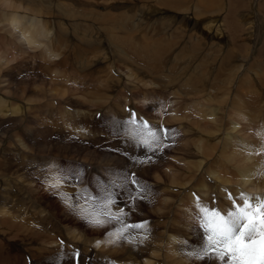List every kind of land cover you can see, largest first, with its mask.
Here are the masks:
<instances>
[{
    "label": "rangeland",
    "instance_id": "374dc122",
    "mask_svg": "<svg viewBox=\"0 0 264 264\" xmlns=\"http://www.w3.org/2000/svg\"><path fill=\"white\" fill-rule=\"evenodd\" d=\"M41 1L46 2L45 4L49 3L55 11L53 10V14L41 12L40 16L43 18L38 20L44 21L49 27L52 24L51 29L56 27L58 30L59 27H64L66 36L63 40H59L58 51L51 55L46 52L49 47L44 46L45 43L48 44V42H44L46 37L37 43H31V45L25 41L26 47L23 56L12 60L6 56L3 50V42H7V32L10 31L9 24L4 21V17L12 12H17L14 15L24 16L26 24L30 25L32 13L24 9L10 8V3L12 4L13 0H8V2L0 0V45L2 44V48L0 47L2 49L0 51V75L2 76L4 73L11 75L9 85L12 87V94L8 99L6 97L10 90L5 89L8 84H4V78L0 79V107L6 110L10 104L13 106L15 103L20 109H23V112L15 111V114L0 112V119L9 121L22 118L25 123L31 122V128H35V121H39V127L44 129H52L54 124L60 123L59 125L62 124L65 129V136L62 140L53 137V144L35 147L33 154L20 139L12 140V135V138L4 136L3 142H0V157H2L0 158V264H27L21 254L15 255L23 251L29 253L32 264H49V261L58 253L63 254V263L70 264L72 261V264H76L73 253L77 251L80 256L76 259L80 260L81 264H97L94 259L99 264H144L145 258H141L140 254L142 247L152 244V236H157L158 240L163 242L159 247L165 252L171 251L167 244H164V242L167 243L166 238L170 236L183 237L190 243H194L195 247L198 244L200 245L197 247L206 245L207 235L203 228H199L198 236H194L192 233L191 236L188 235L189 233L182 236L177 231H171L167 237L163 234L165 226L169 222L168 218H172L169 222L170 226H174L175 229L184 228L183 222L187 216L186 207L188 203V207L192 204L191 200H184L185 187L181 186V181L178 183L176 178L178 179L180 175L182 178L186 172L183 166L193 158H187L186 151L177 154L178 146L179 144H188L187 147L192 148V153L198 155L197 160L201 153L210 149L209 155L216 163L220 161L219 158H222L220 153L222 149L219 146L216 148V145L219 142L220 144L225 142L223 141L224 137H220L222 134L220 131L225 129L221 128L226 122L230 120L239 122V130L247 136L245 139H249L246 141L251 140L252 143L251 137L253 139L258 137L259 127L264 126V110H262L264 109V63L262 64V61L264 62V0ZM59 3H64L65 6L71 8H79L88 17L83 18L81 14L71 19L67 16L70 14H65L66 12L61 16L59 10L56 9V5ZM89 18L95 22L100 21L101 26L109 28H112V25L124 24L133 27L136 31L149 30L151 36L152 32L154 35H166L171 39L184 41L181 44H188L189 42L186 40L194 41V39H202L204 44L201 50L197 54L195 53L196 55L190 54L189 47H185L189 54L178 56L177 64H172L174 55L177 54L176 49L182 47L181 44H178L174 51L168 53L169 56L158 59L160 63H163V66L162 63L158 66L159 68L149 66L148 69L152 70V74H146L143 66L132 64L131 59L127 62L126 54H116V48L107 36H103L99 32L90 34L87 28L78 26V24L98 25L97 22V24L91 23ZM220 18L225 19V26L220 28L216 32V38L212 39L213 35L209 33L208 26L215 29ZM73 23L79 29L88 31L90 35L80 33L83 39L85 38L81 41L77 37V33L74 36L71 30V27H74ZM56 32V30H50L47 37L55 39ZM10 35L19 36V32H12ZM76 39L81 42L78 40L77 43ZM210 39L216 41L217 46L211 45L212 41L208 44ZM86 40L87 44L85 45ZM42 43L43 45L39 47V44ZM88 46L91 47L88 48ZM85 50L87 51L85 52ZM76 53L79 55L77 56ZM85 55L88 57L86 58ZM186 56L188 61L183 62L186 60ZM72 57L74 59L81 58L79 59L81 62L77 59L74 61ZM66 58H71L69 63L73 60L72 64L74 62L80 64L63 65L59 63ZM85 62L88 66L85 65ZM138 62L136 61V63ZM175 65H177L176 68L173 67ZM77 66L78 68L81 66V69L78 70ZM190 67L193 77L191 83L183 88L181 84L178 85L171 74L181 78ZM131 72L134 74L133 78L129 77ZM111 76L112 78L116 76L115 79H117L119 87H112L114 84H112ZM208 82H214L217 87H210L211 85H207ZM245 82L246 93L248 91L256 98L262 117L258 112L255 113L254 108H250L253 111L250 112L247 107L241 114L231 104L225 106V99L229 98L221 95L222 92L226 93L227 88H230L232 84L235 86L232 85L231 88L234 89H230L231 93L245 92V89H242ZM250 82L251 84H248ZM121 91L123 92L121 93ZM55 92L60 95L65 93L64 98L63 96L61 100L59 98L60 103L54 98L41 100ZM40 94L43 95L40 96ZM131 94L134 96L132 97ZM214 95L219 96L221 100L219 99V103L210 104L208 99L211 96L216 98L217 96L214 97ZM66 100H71L74 103L78 101L83 105L81 107L76 106L78 104L67 106ZM201 101L205 102V108L219 109L217 115L221 121L217 130L220 133L217 132L213 135L208 130L200 129V131L196 124L188 122V118L185 117V119L182 116V113L189 115L190 111L194 116L193 111L197 110L196 105ZM129 102L134 103L129 105H132L135 111L139 112L140 110L143 119L147 118L149 119L147 121H151L150 126L160 129L163 124L169 130L167 134L169 141L163 140V146L158 148L155 153L148 152L142 144L137 146V140L129 135V130L139 126L140 121L143 120L141 117L136 116V125H129L128 130L125 131L118 123L130 118V115H125V107ZM75 111H79L81 115L75 117L73 121L68 119L67 116H70L71 113L74 114ZM171 111L174 112L169 113ZM107 113L109 116L106 118L113 120L105 123L99 122L101 116L103 114L107 116ZM81 117L87 120L86 124L75 122ZM201 119L208 125L212 124L205 116H202ZM222 121H224L223 124H221ZM106 123L117 124L118 127L112 131L105 127ZM17 128L16 130L20 134H23L26 129L24 125H17ZM47 132L49 133L48 130ZM27 133L32 135L31 131ZM38 139L42 140L43 136L38 134ZM138 139L147 140V130H141V136ZM255 140L258 143L264 141L262 138ZM7 142H10V145ZM10 150L18 155V161L16 157H13V153H10ZM19 150L25 152V155H22ZM47 150L51 151L49 157L46 154ZM43 157L45 161H42ZM8 158L14 162H7ZM143 160H148V163H139ZM80 162L86 165L84 169L88 173L81 167L83 164ZM78 165L80 170L76 169ZM40 169L44 171H40ZM142 170H144V174L141 175ZM133 172L136 173V179L140 184L145 186H143V191L138 190L137 186L130 182L126 183V178L130 177ZM93 173H96L94 174L96 177ZM174 176L176 178H172ZM97 177L103 181L98 180ZM189 186L188 184L187 187ZM191 186V189L195 187L196 190H188L197 192L198 187ZM199 190L203 189L199 188ZM201 191L198 192L200 197L204 196L202 194L205 190L200 194ZM172 192L173 194L169 197ZM188 193L186 195H189ZM71 195L75 199L74 203L69 198ZM165 195H169L168 199H165L166 202L162 199ZM193 195L197 198L198 194ZM209 195L207 198H203L207 202L205 207L209 213L219 211L222 216L226 217L224 204H220L216 196ZM131 196H136L137 199L132 201ZM158 197L160 198L156 201ZM147 199L153 203L150 204L146 201ZM143 202H146L149 207L153 206L154 202H163L164 217H162L163 212H159L162 211L161 208H139L138 205ZM182 202L185 204L181 205ZM133 203L136 205V211L125 215ZM104 212L111 215H101ZM48 213L51 214L53 221L61 227V230L60 227L57 229L60 233L49 234L40 227V221ZM112 217H119L123 223L116 222ZM88 219L103 220L104 224L103 226L89 225L86 222ZM186 219L188 220V217ZM128 223H130L129 225H145L147 223L145 228L139 229L141 234L135 233L140 234L141 243L133 236L135 229L130 228L132 230H129L126 227ZM121 229L123 232L120 231ZM149 232L150 234L147 235ZM122 235L126 239H121ZM67 240L72 245L79 244L80 248L74 246L70 251L64 247L67 245ZM57 245L59 248H55ZM7 249L12 251L11 255ZM149 260L162 264V260L154 256H151ZM152 262L150 263L152 264ZM168 264L194 263L190 258L182 256L169 258Z\"/></svg>",
    "mask_w": 264,
    "mask_h": 264
},
{
    "label": "bare ground",
    "instance_id": "6f19581e",
    "mask_svg": "<svg viewBox=\"0 0 264 264\" xmlns=\"http://www.w3.org/2000/svg\"><path fill=\"white\" fill-rule=\"evenodd\" d=\"M13 1L14 2L12 4L10 3V8H13V9H16V10L24 9L26 11H30L32 13L31 14V16H32L31 18L32 19H31V24L27 25L26 22H25L24 16L14 15V14H17V12H12L11 14H8L7 16L4 17V21H7L8 24H9V27H10V31L7 32V42L6 43L3 42L4 43L3 44L4 45L3 46V50L5 51L6 56L9 59L16 60L18 58V56H23V54H24V48L26 47L25 41L28 42V45H31V43H37L43 37H46L44 42H48L47 45H46V43L44 44V46H48L49 47V49H46V50H48V51H46L47 54L48 53L50 55L51 54H55L58 51L59 47H60V46L57 47V44H58L59 40H63V38L66 36L64 34L65 28L64 27H59L58 30H57L56 27H55V28L51 29V25L52 24L49 27V25L47 26L46 25L47 23L45 24L44 21L38 20L39 18H43V17L40 16L41 12H44V13H47V14H53V10H54L53 6H50L49 3L45 4L46 2L44 3L41 0H13ZM7 2H8V0H7ZM56 7H57L56 9L59 10V12H60L59 14H61V16H62L63 13L66 12L65 14H67V13L70 14V15H67V16L69 18H71V19H72V17H75L77 15H81V14L83 15V18L88 17L79 8H71L69 6H65L64 3L63 4L59 3L58 5H56ZM247 21H248V19H247ZM75 22H77V21H75ZM90 22L94 23V24L98 23V25H91V26L88 25V26H86V25L78 24V26L79 27L84 26L85 28H87V30L90 32V34H92L93 32H99L103 36H107L109 38L110 42L114 44V46L116 48V50H115L116 54L117 53H119L121 55L126 54V56L128 57L127 62L131 59L130 61H132V64H136L137 66H139V65L143 66L144 71H145L146 74L152 72V70L148 69L149 66H156L157 68H159L158 66H160V64L162 62L160 63L158 61V59L160 57L169 56L168 53L170 51H174L175 47L178 44H181V43L184 42V41L182 42V40L171 39L170 37H168L166 35H154L152 32H151V34H152V36H151L149 30L136 31L133 27H129V26H126L124 24H119L118 26L112 25V28H109L107 26H101L100 25V21H96L97 22L96 23L94 20L90 19ZM247 24H248V22H247ZM73 25H74V27L70 26L72 28V29L71 28L70 29L73 31L74 36L77 33V37H79L81 41L84 40L85 38L83 39V36H81L80 33L88 34L89 32L86 31V30H83L81 28L79 29L76 26V24H74V23H73ZM224 26H225V19H222V18H220L217 21V25H216L215 29H212L210 26H208L209 27V29H208L209 33L213 35L212 39L216 38V34H217L216 32L220 28H222ZM45 28H46V30H45ZM66 29H68V28H66ZM50 30H54V31L56 30L58 32V36H57V32H56V35H55L56 38L55 39H49L47 37L49 32H50ZM16 31L19 32V36H11L10 35L12 32H16ZM90 34H88V35H90ZM212 39L208 40L207 43L209 44L210 41H212L213 43L211 45L217 46L218 43L216 41H213ZM78 40L76 39V42ZM187 41L189 42L188 44H181L182 47L179 48V49H176L177 54L174 55L175 58L173 59L172 64H177V62H178L177 61V57L178 56H181V55H183L185 53L186 54L188 53L187 52L188 50H186L185 47H189L190 54H193V53L197 54L201 50V48H202V46L204 44L202 39H194V41L193 40H186V42ZM88 42H90V41L88 40ZM86 44H87V40L85 42V45ZM42 45H43V43L39 44V47L42 46ZM1 46H2V44L0 45V47ZM90 47L88 46V48H90ZM1 48H0V51L2 50ZM78 49L80 50V48H78ZM86 51L87 50H85V52ZM83 52H84V50H83ZM76 54H74V55H76ZM78 55L79 54H77V56ZM82 55H84V53ZM77 56H75V57H77ZM85 57L87 58L88 56L85 55ZM69 59H71V58H68V59L66 58V59H64V61H60L59 63L63 64V65L68 64L69 63ZM75 59H77V61H80L79 59H81V58H75ZM75 59L73 58L74 61H75ZM73 60H71V61L73 62ZM82 60H85V59H82ZM136 61H139V62L136 63ZM185 61H188V57L187 56H186V60H183V62H185ZM72 62L69 63V64H72ZM263 63L264 62L262 61V64ZM74 64L75 65H79L80 63L76 64V62H74ZM74 64H72V65H74ZM188 64H190V63H188ZM82 65H83V63H82ZM85 65H86V62H85ZM81 66H79L80 69H81ZM86 66H88V65H86ZM162 66H163V63H162ZM176 66L177 65H175L173 67L176 68ZM127 67H129V66H127ZM164 67H166V66H164ZM76 68H78V66ZM79 68H78V70H79ZM86 69H88V68H86ZM164 70H167V69H164ZM195 70H197V69H195ZM74 72H75V70H74ZM82 72H83V69H82ZM192 72L193 71H192V69L190 67V68H187V71L181 76V78H179L178 75L173 76L174 75L173 73L171 75H172L173 79L178 83V85L181 84L182 87L185 88V86H187V85H189V83H191V80H192V77H193L192 76ZM133 75H134L133 72H131L129 77L133 78ZM115 77L112 78V76H111L112 84H114V85H112V87L113 86L114 87L118 86V83L116 81L117 79H115ZM154 77H153V79H154ZM1 78L5 79V81L3 80L4 84H6V83L8 84L7 88H5V89L7 91L10 90V92L8 93V96L6 97V98L9 99L11 94H12V92H11V88L12 87L9 85L10 84V80H11V75H8L7 73H4L2 76L0 75V79ZM248 78H250V77H248ZM201 80H203V79L201 78ZM203 81H205V80H203ZM248 84H251V82L248 83ZM207 85H211L210 87H217L214 82H208ZM232 85L235 86V84H232ZM232 85H231V87H232ZM244 85H246V82H245V84L242 85V87H244L242 89H245V92L244 91L243 92L240 91V93L233 94V93H231L230 89L232 90L234 88H231V87L227 88V90H226L227 92L226 93L222 92L221 95H224V96H226V98L227 97L229 98V99H225L226 100L225 106L228 105V104H231L233 106V108L237 112H239L241 114L245 110V108H247V107H249V109H247V110H250V108L251 109L254 108L255 109V113L258 112L259 116H261V112L259 111L260 108L258 106L256 98L254 96H252L248 91L246 93L247 89H246V86H244ZM78 89L80 90V88H78ZM228 91H230V92H228ZM122 92L123 91H121V93ZM124 93H126V92H124ZM42 95L43 94H40V96H42ZM64 95H65V93H64ZM64 95H60L59 93L55 92L51 96H47V97L41 98V100H47V99H53L54 98V100H57V102L60 103L59 98L61 100L62 96L64 98ZM131 95H132V97L134 96L133 94H131ZM188 96H189V94H188ZM216 96L217 95H214V97H216ZM217 97H218V99H216ZM217 97L213 98L211 96L210 98L208 97L209 99L208 98L207 99L210 102V104L219 103V99L220 98H219V96H217ZM245 97H247V98H245ZM260 97L262 99V96H260ZM231 98H232V100H231ZM197 99H198V97H197ZM65 102H66L67 106H69V105L73 106V104H78L76 106L81 107V105H83V103L79 104L78 101L76 103H74L71 100H69V101L66 100ZM11 105L12 104H10V106ZM10 106L6 110H3L0 107V112L5 113V114H9V113L15 114V111H18L19 113L23 112V109H20V107H18L15 103L13 104V106H11V107ZM205 106L206 105H205L204 101L198 102L197 105H196L197 110L193 111V115L194 116H192V112L191 111H190L189 115H186V113H182V116H184V118L185 117L188 118V122H190L192 124H196V126L199 128L198 130H200V129L203 130V131H207L208 130L213 135H214V133L216 134L217 132L218 133H220V132L222 133L220 137L222 138V136H223L224 137L223 141H225V142H221V144H220V142L218 141L219 143H218V145H216V148H218V146H219L222 149V151L220 152L222 154V158L220 159L218 157L220 161L214 163L213 162V158H211L210 155H209L210 149H208V150L204 151L203 153H201L199 159L197 160L198 155L196 156V155L193 154L194 152L192 153V150H191L192 148L190 149L189 147H187L188 144H183V145L179 144V146L177 144V146L179 148V152H178V149H177V152H178L177 154H180L181 151H184V152H181V153H185V151H186L187 156H188L187 158H193V159L190 160L189 162L187 161L188 163L183 166L186 169L185 170L186 172L184 173L182 178L180 177L181 175L179 176L180 178L178 177V179L176 178V176H174L172 178H176L178 183L181 181L180 185L185 187L184 189L186 190V191L184 190L185 191L184 192V200H187V201L191 200V203H192L191 205H193V207H190L191 205L188 207L189 203L186 202V203H188V205L186 207L187 216L185 215L186 217L184 218V222H183L184 223L183 224L184 228L175 229L174 226H170L169 222L171 221L172 218H168L166 216L169 219V222L166 224L165 230L163 232L165 237H167V235L170 234L171 231H177L182 236H184V235H186L188 233H189L188 235H190L192 233L194 236H198V232H199L198 230L200 228L199 227V218L203 217V213H200V211H199L198 204L200 206H204L205 207L207 205V202H205V200L203 198L204 197L207 198V195H209L210 193H211L210 194L211 197L216 196V199L219 201V203L220 204H224V209L226 210V212H225L226 214L229 211L235 210V206L233 205L232 200L229 199V194H231L232 198L236 201L237 204L241 203V201H240L241 194H244L245 196H249V197H253V198H257V197L264 198V177H263V175H264V162H263L264 161V156H263L264 155L263 154L264 153V141H263L264 140V126L263 127H259V129H258V137L256 136L254 139L251 137V139L255 143V145H254L253 141H252V143L250 142L251 140L250 141H246L248 138L245 139V137H247V136H245L242 133L243 131L239 130L240 123L239 122L237 123L234 120H230L229 122H226V124H224V126L221 128V129H223V128H225V129L219 132L217 130L218 127H220V121H221V119L218 118V115H217V112H218L219 109L214 108V107H212V108H207L206 107L205 108ZM70 108H72V107H70ZM200 109H202V110H200ZM262 110H264V109H262ZM251 111L252 110H250V112ZM172 112H174V111H171L169 113H172ZM66 113L69 114L68 112H66ZM239 113H237V114H239ZM263 113H264V111H263ZM80 115L81 114L79 113V111H75L74 114L71 113L70 116H67V118L73 121V119L75 117H79ZM108 116H109V114L107 116H105V114H103V116H101V119H99L98 121L99 122H104V123L108 122V121H112L113 119L106 118ZM178 116H181V115L178 114ZM202 116H205V118L207 120H209L210 123L212 122V124L208 125L207 123L202 122L203 121L201 119ZM255 118H258V116H255ZM222 120H223V118H222ZM263 120H264V118H263ZM94 121H96V120H94ZM75 122L81 123L83 125V124L87 123V120L84 119L83 117H81L79 119H76ZM223 122L224 121H222L221 124H223ZM35 123H36V127L35 128H31V122H26L25 123L24 119H22V118H20L18 120L10 119L9 121H4V120L0 119V142H3L4 136H6V137L10 136L11 138L13 136L12 140H14L16 138L20 139L27 146V149L28 148L30 149L31 154H33L35 152V150H34L35 147H38L39 145H43V144H53L54 143V140H52L53 137L57 138L59 140L60 139L62 140L64 138V136H65V129L62 126V124L59 125L60 123L57 124V125L54 124L53 127H51L52 129H50V128L44 129V128L39 127V124H40L39 121H35ZM17 125H19V126H21V125L23 126L24 125L25 128H26V129L24 128L25 132L26 131L27 132L31 131L32 135H30L27 132L26 133L24 132L23 134H20L16 130V129H18ZM92 125H94V124H92ZM47 127H48V125H47ZM85 128H87V127H85ZM94 128H95V126L93 127V129ZM47 130L49 131V133L47 132ZM215 130H217V131H215ZM38 134H41L43 136L42 140L38 139ZM209 137H208V139H209ZM259 138H262L263 143H260V142L258 143L255 140V139H259ZM88 141H90L92 143H95L94 141H91V140H88ZM230 143L235 144V145H232V144L230 145ZM58 144H60V143H58ZM238 144H240V145L238 146ZM7 147H8V145H7ZM4 148H5V146H4ZM203 150H205V149H203ZM200 151H202V150H200ZM13 152L14 151H11L10 153L12 154ZM20 152L22 153V155H25V152H23V151H20ZM258 153H259V157H258ZM46 154H47L48 157L51 156V151L47 150ZM12 155H13V157H16V160H17L18 155L17 154L15 155V153H13ZM1 156H3V155H1ZM9 156H11V155L9 154ZM47 156H45V157H47ZM0 158H2V157H0ZM165 158H167V157H165ZM42 161H45L44 157L42 158ZM7 162H14V161L11 160L10 158H8ZM42 167H44V166H42ZM40 171H44V170L40 169ZM177 173H179V172H177ZM140 174L141 175L144 174V170H142L140 172ZM158 183H159V181H158ZM188 184L190 185L189 187H187ZM191 185L196 186V188L198 187V190H199V188H201L203 190L202 191L201 190H199V191L197 190V192H190V191L196 190V189H194L195 187L192 188L193 189L192 190L190 188V187H192ZM188 189H190V191ZM204 190L207 191V194H205ZM187 191L190 192L191 194L188 193ZM200 191H201L200 194H202V192L204 191L203 194H202L204 196H202V197L199 196L198 192H200ZM186 193H188L189 195H186ZM171 194H173V192L170 193V196L169 195H165L164 198H162L163 201L166 202L165 199L166 198L168 199V196L171 197ZM175 194H177V193H175ZM193 194H198L197 198H195ZM145 196H146V194H145ZM178 196H180V195L178 194ZM69 198L74 203V201H75L74 197L71 195ZM69 198H67V199H69ZM159 198L160 197H158L157 199L156 198H154V199H156V201H157ZM146 201H148V199ZM150 201H148V202H150ZM151 203H153V202H150V204ZM209 203H211V201H209ZM184 204L185 203L182 202L181 205H184ZM163 205H164L163 202H154L153 206L151 205L150 207L155 208V209H156V207H157V209L161 208L160 210H162V211H159V212H163ZM138 206H140L139 208H141V207L144 208L145 207V208H149L150 209L149 205H147L146 202L140 203ZM171 210L173 211V209H171ZM195 212H197V213L195 214ZM162 215H163L162 217H164V212H163ZM187 217H188V220L186 219ZM174 222H172V223H174ZM148 224H150V223H148ZM39 225H40V227H42L49 234L56 233V232L60 233V231L57 230L58 227H60V226H59V224L57 222L53 221L50 213H48L46 216H43V219L40 221ZM60 230H61V227H60ZM166 240H167V243L164 242V244H167V246L171 250V251H168V252L162 251V249L159 247V245H161V243L163 244V242L158 240L157 236H152L151 237L152 244L150 246H148V247H142V251H141V254H140L141 258H145V263L144 264H151L150 262H152V261L149 260L151 256L160 258L162 260V264H168L169 258L171 259L173 257H182V256L190 258V260L194 264H212V261L208 260L207 257H194V258L190 257V253L193 250H195V249L201 248L203 246L202 244H201L202 246H200V247H197L200 244H198V245L196 244L197 246L195 247L194 243L192 244V242L190 243L189 240H187V239H185L183 237H180V236H170L169 238H166ZM195 241H197V240H195ZM94 260L97 262V264H99L96 259H94ZM152 264H157V263L152 262ZM217 264H222V262L217 261Z\"/></svg>",
    "mask_w": 264,
    "mask_h": 264
},
{
    "label": "snow or ice",
    "instance_id": "6c2138e0",
    "mask_svg": "<svg viewBox=\"0 0 264 264\" xmlns=\"http://www.w3.org/2000/svg\"><path fill=\"white\" fill-rule=\"evenodd\" d=\"M118 123L123 129L128 130L129 125H136V113L131 112L128 120ZM141 130H147V140L138 139L141 136ZM168 132L167 129H155L149 125L147 120H141L137 128L129 130V135L137 140V146L142 144L148 152L155 153L163 146L162 141L167 138ZM139 163L145 164L148 160L139 161ZM128 182L143 191V186L135 178V174L126 178V183ZM136 199V196H131L132 201ZM229 199L232 200L235 210L229 211L226 217L222 216L219 211L209 213L206 207L198 204L200 213H203V217L199 218V227L203 228L207 235V243L193 250L190 257H207L212 264H217V261L222 264H264V198H253L241 194L239 204L231 194H229ZM135 211L136 205L133 203L129 206V212ZM101 215L110 216L111 214L104 212ZM112 219L123 223L119 217H112ZM86 222L96 226L104 224L103 220L98 219H88ZM126 227L142 229L146 225L134 224L126 225ZM120 231L123 232V229ZM121 239H126V237L122 235ZM79 256V251L73 253L76 264H81L80 260L76 259ZM63 258V254L58 253L49 261V264H60Z\"/></svg>",
    "mask_w": 264,
    "mask_h": 264
}]
</instances>
